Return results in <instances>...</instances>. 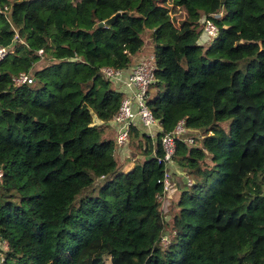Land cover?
Listing matches in <instances>:
<instances>
[{"label":"trees","instance_id":"16d2710c","mask_svg":"<svg viewBox=\"0 0 264 264\" xmlns=\"http://www.w3.org/2000/svg\"><path fill=\"white\" fill-rule=\"evenodd\" d=\"M171 1L178 25L160 0H0V264H264V0ZM145 28L159 127L130 126L122 169L99 138L122 93L99 68H128ZM180 117L194 134L175 140L165 229L157 156Z\"/></svg>","mask_w":264,"mask_h":264},{"label":"built area","instance_id":"2783aa9c","mask_svg":"<svg viewBox=\"0 0 264 264\" xmlns=\"http://www.w3.org/2000/svg\"><path fill=\"white\" fill-rule=\"evenodd\" d=\"M7 5H3L5 10ZM1 10V8H0ZM202 28L204 31L214 36L216 33V25L210 18H205ZM8 49L5 45L0 44V58H2ZM40 51V49H38ZM155 60L153 53L144 55L141 59L131 64L128 68H113L109 65L100 66V72L110 77L121 89V98L117 109L107 120L113 124L114 141L116 145L126 146L129 137V128L136 124L149 132L151 125L156 121L147 104L148 87L154 80ZM11 80L14 84L23 82H30L32 77L23 71L11 75ZM187 126L184 124V118L180 117L173 124L172 128L163 132L160 135L161 154L157 156V160L162 163V172L157 181L161 182L162 188H167L171 181V171L174 169L173 153L175 148V140L183 139L186 142L192 141V136L184 134ZM149 135H153L148 133ZM173 168V169H171ZM187 182L190 180L187 178ZM157 198L161 197L158 193ZM161 243L167 241V236L162 234L160 236ZM0 247H5L4 246ZM1 259V256H0Z\"/></svg>","mask_w":264,"mask_h":264},{"label":"rangeland","instance_id":"374dc122","mask_svg":"<svg viewBox=\"0 0 264 264\" xmlns=\"http://www.w3.org/2000/svg\"><path fill=\"white\" fill-rule=\"evenodd\" d=\"M160 3L165 5L168 11L169 16L171 17L173 23L175 25H178L180 19L185 15V9L183 6L180 5H175L172 3L171 0H160ZM204 18L201 16L199 17V31L195 37V41L196 43L201 45V48L205 47L211 40V38L213 36L207 34L204 29L202 28V20ZM141 37H142V44L141 47L139 49H137L132 55H131V60L132 61H136L138 60L141 56L144 55H148L149 53L153 52V39H152V35H151V29L150 28H145L142 30V32L140 33ZM41 51V50H40ZM38 51V52H40ZM47 61V59H44L43 57L40 58L39 60L36 61V63H34V66H40L43 63H45ZM113 84L116 86V83L113 81ZM149 92H151V89H149ZM157 121H155L152 125H151V130L153 131V133L156 130L155 125H157ZM115 128L113 126V124L111 122H108L105 124V126H103L101 128V130L99 131V138L102 137H111L113 142H114V146H115V150L116 153L120 156L118 158V161L121 163V168L122 169H126L131 160L128 158L124 159L125 156L127 157H131V155L134 153L135 150H133L131 147V145L129 144V138H128V145L127 148L126 146H124V149H126V151H121L120 146L116 145L115 141H114V129ZM184 134H194V129L193 128H187L186 131L184 132ZM134 139V141L136 140H140L142 141V137L141 136H133L132 137ZM192 142L191 140H187ZM189 142V143H190ZM126 152V153H125ZM121 160H120V159ZM122 161V162H121ZM173 167L175 168V163L173 164ZM183 171H179L177 168L175 169V171L172 174V181L174 180L176 183L179 184L180 181V176L183 174ZM178 174V175H177ZM183 178V176H182ZM189 180L191 182V179L189 177ZM187 181V179H186ZM179 190V188H178ZM176 190L173 189L172 185H171V181L168 185V189L166 190V192L163 194V199L161 201V207L164 211V219H165V229H169V227L171 226L172 222H173V213L177 207L175 200L177 198L176 196ZM6 197H10L12 198V196L8 195ZM163 244V243H162ZM1 246H4V242L1 241L0 242ZM0 249H2V247H0ZM103 263L104 264H109V255H103Z\"/></svg>","mask_w":264,"mask_h":264},{"label":"water","instance_id":"95a60500","mask_svg":"<svg viewBox=\"0 0 264 264\" xmlns=\"http://www.w3.org/2000/svg\"><path fill=\"white\" fill-rule=\"evenodd\" d=\"M116 13H117V12H115V13H113V14L107 16V17L104 18V19H101V20L97 21V24H98V25H107V24H109V23L111 22V20L113 19L114 15H115Z\"/></svg>","mask_w":264,"mask_h":264},{"label":"crops","instance_id":"0c3cea01","mask_svg":"<svg viewBox=\"0 0 264 264\" xmlns=\"http://www.w3.org/2000/svg\"><path fill=\"white\" fill-rule=\"evenodd\" d=\"M142 57H143V56H141L139 59H141ZM139 59H138V60H139ZM138 60H136V61H138ZM136 61H132V60H131V62H130V64H129V66H130L131 64L135 63ZM155 127H156V129H157V128L159 127V126H158V124H157V125H155ZM139 128H140L141 130H143V131L147 132V130H144L142 127H140V126H139ZM113 129H114V128H113ZM149 130H150V131H149V132H147V133H150V134H152V132H153V131H152L151 129H149ZM126 148H127V145H126ZM124 150L126 151V149H124V146H122V148H121V151H124Z\"/></svg>","mask_w":264,"mask_h":264}]
</instances>
